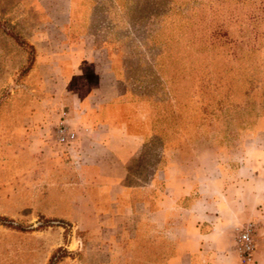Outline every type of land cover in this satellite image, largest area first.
I'll list each match as a JSON object with an SVG mask.
<instances>
[{"label":"rangeland","instance_id":"obj_1","mask_svg":"<svg viewBox=\"0 0 264 264\" xmlns=\"http://www.w3.org/2000/svg\"><path fill=\"white\" fill-rule=\"evenodd\" d=\"M78 41L94 54L113 50L182 156L205 146L227 153L233 167L264 148V0H0V264H48L52 254L55 264H117L107 237L93 239L44 203L45 160L13 140L38 104L60 103L57 81L37 68L35 42L53 56ZM30 187L39 189L34 201ZM8 224L37 231L32 238ZM171 252L166 240L138 238L126 264H170Z\"/></svg>","mask_w":264,"mask_h":264},{"label":"crops","instance_id":"obj_2","mask_svg":"<svg viewBox=\"0 0 264 264\" xmlns=\"http://www.w3.org/2000/svg\"><path fill=\"white\" fill-rule=\"evenodd\" d=\"M35 47L37 68L57 81L60 103L55 109L38 104L13 140L21 153L45 160L44 203L57 207L55 216L90 230L95 240L107 237L117 264L135 253L138 238L166 240L170 264H242L234 231L252 220L257 250L247 264H264L263 147H253L233 167L227 153L205 146L182 156L166 145L113 50L95 47L94 54L92 45L78 41L52 56ZM61 122L78 130L71 146L56 145L49 135ZM35 189L29 191L33 201ZM12 230L32 238L37 231Z\"/></svg>","mask_w":264,"mask_h":264},{"label":"built area","instance_id":"obj_3","mask_svg":"<svg viewBox=\"0 0 264 264\" xmlns=\"http://www.w3.org/2000/svg\"><path fill=\"white\" fill-rule=\"evenodd\" d=\"M78 138V130L71 128L67 123L61 122L54 129L55 142L71 146ZM256 224L252 220L246 221L235 228L234 251L241 262L247 264L254 261Z\"/></svg>","mask_w":264,"mask_h":264},{"label":"trees","instance_id":"obj_4","mask_svg":"<svg viewBox=\"0 0 264 264\" xmlns=\"http://www.w3.org/2000/svg\"><path fill=\"white\" fill-rule=\"evenodd\" d=\"M14 38H15L16 41H19V43L22 44V42H21V40H19V38H16V36H14ZM24 44H26V43H24ZM26 45H27V48L29 50H31L32 52L35 51V49H34V47L32 45H28V44H26ZM261 111L264 114V109H261ZM160 135L163 136L161 133H160ZM7 226H9L11 229H15V230H20V231H24L25 230V228L20 226V224H8ZM146 241H153V240H146ZM54 259H55L54 255L53 254L50 255L49 260H48V264H55L56 262L54 261Z\"/></svg>","mask_w":264,"mask_h":264}]
</instances>
